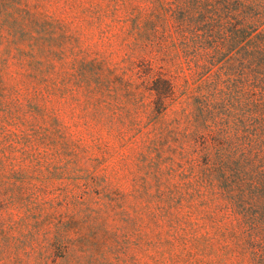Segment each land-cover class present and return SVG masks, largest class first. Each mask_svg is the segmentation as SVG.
<instances>
[{
	"label": "rangeland",
	"instance_id": "1",
	"mask_svg": "<svg viewBox=\"0 0 264 264\" xmlns=\"http://www.w3.org/2000/svg\"><path fill=\"white\" fill-rule=\"evenodd\" d=\"M236 4L0 0V264H264Z\"/></svg>",
	"mask_w": 264,
	"mask_h": 264
},
{
	"label": "trees",
	"instance_id": "2",
	"mask_svg": "<svg viewBox=\"0 0 264 264\" xmlns=\"http://www.w3.org/2000/svg\"><path fill=\"white\" fill-rule=\"evenodd\" d=\"M262 2L261 0H237L236 7L232 8L239 12L237 22L230 29L223 28L224 35L216 39L214 46L216 50L229 48V53L222 59V64L228 68L229 62L233 58L236 59L237 82L242 77L250 76L249 79L261 84L258 85L260 90L254 92L255 97L251 98V107L248 110L252 113L250 133L259 136L264 131V109L259 113V108L264 107V20H262L264 4ZM255 6L260 7L261 11L257 15H250V10ZM244 16L246 17L244 18ZM151 89L155 96L154 103L161 113L164 111L166 100L171 93L170 82L167 79L156 78L152 81ZM216 159L217 157L214 158V161ZM261 185L263 184L258 179L254 189H260Z\"/></svg>",
	"mask_w": 264,
	"mask_h": 264
}]
</instances>
